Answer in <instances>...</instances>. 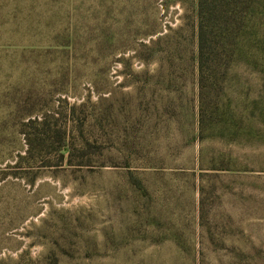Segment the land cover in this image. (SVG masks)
<instances>
[{
	"label": "rangeland",
	"instance_id": "rangeland-1",
	"mask_svg": "<svg viewBox=\"0 0 264 264\" xmlns=\"http://www.w3.org/2000/svg\"><path fill=\"white\" fill-rule=\"evenodd\" d=\"M186 3L0 0V264L15 262L21 253L29 259L42 256L51 247L47 228H52L58 217L67 221L60 232L62 244L65 238L77 248L80 239L99 247L103 229H121L113 214L111 194L118 180L112 171L115 164L98 158L89 163L79 158L71 164L62 161L59 143L51 140L39 146L34 136L40 133L47 139L54 128L67 132L79 148L85 141L97 139L96 146L105 154L149 156V162L135 166L148 168L144 181L152 196L167 193L166 198H180L182 206L174 208L173 219L181 222L189 215L193 220L194 184L188 177L173 173L183 167L174 115L192 94L191 78H177L179 73L168 85L171 78L167 71H182L170 64L171 60L179 63V57L165 54L161 46L154 54L135 55L138 45L150 39L141 33L132 42L125 33L128 27H141L149 21L151 12L159 24L176 29L185 9L192 5ZM117 30L124 32L123 46L114 44L107 51L101 48L99 54L92 52L93 44L103 47L106 39L110 44ZM37 117H49L52 128L26 127L30 118ZM157 154L165 161L151 162ZM157 168L166 171L153 175L151 169ZM256 177L242 175L230 179L231 184L228 179L217 185L213 218L222 222L220 214L231 215L232 228L218 231L252 238L253 245L260 247L264 246L258 242L264 240V213L259 204L264 183ZM250 197L254 203L245 201ZM177 229L188 239L193 238L196 228ZM92 253L87 262L100 263L99 253Z\"/></svg>",
	"mask_w": 264,
	"mask_h": 264
},
{
	"label": "trees",
	"instance_id": "trees-1",
	"mask_svg": "<svg viewBox=\"0 0 264 264\" xmlns=\"http://www.w3.org/2000/svg\"><path fill=\"white\" fill-rule=\"evenodd\" d=\"M148 1L153 5L157 0ZM185 1L192 5L185 9L176 29L159 24L151 12L149 21L141 27L132 25L125 33L132 42L141 33L150 39L138 45L135 55L154 54V49L161 46L165 54L179 57V63L171 60L170 64L182 71H167L171 78L168 85L179 73L177 78H191L192 94L174 115L179 133L177 147L183 149V167L173 173L188 177L192 182L189 184H194L197 198L193 220L189 215L181 222L173 219L174 208L182 206L180 198H166L167 193L152 196L144 181L148 168L135 166L149 162V156L111 151L105 154L96 146L97 139L85 141L79 148L68 139L67 132L63 134L54 128V134L47 139L41 138L40 133L34 136L39 146L51 140L59 143L58 156L62 161L71 164L79 158L89 163L98 158L115 164L112 171L118 180L111 194L113 214L121 229H103L99 247L93 248L89 241L80 239L77 248L65 238L62 244L60 232L67 221L58 217L54 226L47 228L51 247L42 256L29 259L21 253L9 264H93L87 262L94 255L92 252L99 253L101 262L97 264H264V246L256 247L252 238H237L234 232L230 236L226 231H218L232 228L231 215L220 214L222 222L213 218L217 185L250 174L264 183V0ZM123 33L113 32L111 43L106 39L103 47L93 44L92 52L99 54L101 48L107 51L114 44L123 46ZM48 119L30 118L26 127L51 129ZM156 160L164 162L165 157L157 154L150 159ZM151 170L157 176L165 168ZM261 195L259 204L264 213V186ZM245 201L253 202L251 197ZM190 220L194 222L191 224ZM192 225L196 228L191 233L193 238H185L186 233L177 229ZM258 242L264 244L263 239ZM105 258L111 261L105 263Z\"/></svg>",
	"mask_w": 264,
	"mask_h": 264
}]
</instances>
